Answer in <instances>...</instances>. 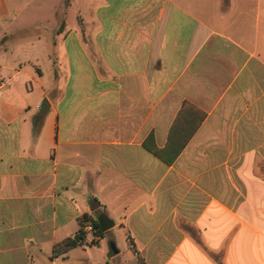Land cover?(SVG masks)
Here are the masks:
<instances>
[{
  "label": "crops",
  "instance_id": "crops-1",
  "mask_svg": "<svg viewBox=\"0 0 264 264\" xmlns=\"http://www.w3.org/2000/svg\"><path fill=\"white\" fill-rule=\"evenodd\" d=\"M3 22L0 264H264V0H0ZM102 213L108 239L54 253Z\"/></svg>",
  "mask_w": 264,
  "mask_h": 264
},
{
  "label": "rangeland",
  "instance_id": "rangeland-1",
  "mask_svg": "<svg viewBox=\"0 0 264 264\" xmlns=\"http://www.w3.org/2000/svg\"><path fill=\"white\" fill-rule=\"evenodd\" d=\"M66 2V1H65ZM36 4H31V8L30 9H26L23 13L18 14L21 15V17H17L15 18V22L14 21H9V24H11V22H14V27L15 30H18V32L22 33H31L32 35H35L38 31H37V25L43 23L42 21H40L42 19L41 16L44 15H48L49 13H45V12H41V11H36L34 10V6ZM37 8V5H36ZM44 24H47V29L49 30L50 27H52L53 25H51V23H46L44 22ZM5 22L0 23V33H2L3 30L6 29V27H4ZM8 30V28H7ZM18 43H24L27 40H29L30 38L28 37V35L26 37H18ZM1 42V41H0ZM2 44L0 43V46ZM14 46H16V44H11L9 45L8 48H13ZM19 46V45H18ZM20 48V53L22 55H26L29 58H35L37 57L39 59L38 64L41 66V68L46 72L45 76L43 77V87L45 90L48 89V71L47 68L45 67V61H43L42 56L46 54V52L49 50V44L46 43L45 45H41V44H34L33 46H31L30 44H23V46H19ZM15 48V47H14ZM47 64V63H46ZM46 99V97H43L42 99V103L44 102V100ZM106 234V233H105ZM105 234H103L102 236H99L100 238H105L108 239V235L106 236ZM93 248V246L91 247ZM98 247H95L93 249V252L95 253V255L100 256L101 255V251L98 250ZM222 256V253L221 255Z\"/></svg>",
  "mask_w": 264,
  "mask_h": 264
},
{
  "label": "trees",
  "instance_id": "trees-1",
  "mask_svg": "<svg viewBox=\"0 0 264 264\" xmlns=\"http://www.w3.org/2000/svg\"><path fill=\"white\" fill-rule=\"evenodd\" d=\"M65 1H66V4H68L70 0H65ZM184 106L194 107L189 102H185L183 107ZM199 112H200V120L198 121L196 128H198V126L201 124V122H203V120L206 116V114L204 112H202V111H199ZM34 126H35L34 127L35 132H36L38 130L36 118L34 119ZM144 145H145V148L149 152L153 153L155 156L162 159L167 164H172L174 162V160L177 158V154L172 155V156H163V154H162L163 150L159 149L155 145V142H154L152 135H150L148 137V139L146 140ZM79 223H80L79 233L77 235H75L74 237L68 238V239L64 240L63 242H61L60 244H58L57 246H55V249H54L55 254L67 252L70 249H73V248H75L81 244H84L86 242V232H85L84 228L88 224L92 226L93 233L95 236L99 237V236H102L103 234H105L101 231L97 218H94L93 216L86 214L80 218Z\"/></svg>",
  "mask_w": 264,
  "mask_h": 264
},
{
  "label": "water",
  "instance_id": "water-1",
  "mask_svg": "<svg viewBox=\"0 0 264 264\" xmlns=\"http://www.w3.org/2000/svg\"><path fill=\"white\" fill-rule=\"evenodd\" d=\"M48 108H49V101L48 99H45L40 107L41 114H45ZM97 220L100 225V229L103 233L107 232L114 226V222L105 213L100 214ZM116 253L117 250L113 249L111 254L115 255Z\"/></svg>",
  "mask_w": 264,
  "mask_h": 264
},
{
  "label": "built area",
  "instance_id": "built-area-1",
  "mask_svg": "<svg viewBox=\"0 0 264 264\" xmlns=\"http://www.w3.org/2000/svg\"><path fill=\"white\" fill-rule=\"evenodd\" d=\"M3 83H4V80L0 74V96L3 94ZM85 232H86V237L88 236H92V240L95 239V237L93 236V228L91 225H86L85 228H84Z\"/></svg>",
  "mask_w": 264,
  "mask_h": 264
}]
</instances>
